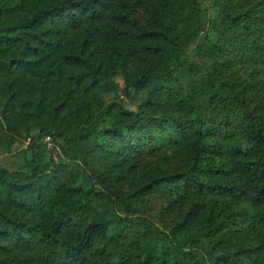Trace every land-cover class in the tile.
Instances as JSON below:
<instances>
[{
	"label": "trees",
	"instance_id": "16d2710c",
	"mask_svg": "<svg viewBox=\"0 0 264 264\" xmlns=\"http://www.w3.org/2000/svg\"><path fill=\"white\" fill-rule=\"evenodd\" d=\"M7 152L0 264H264V0H0Z\"/></svg>",
	"mask_w": 264,
	"mask_h": 264
},
{
	"label": "rangeland",
	"instance_id": "374dc122",
	"mask_svg": "<svg viewBox=\"0 0 264 264\" xmlns=\"http://www.w3.org/2000/svg\"><path fill=\"white\" fill-rule=\"evenodd\" d=\"M125 105H126L127 108L132 109V110H135V108H136L135 105L132 103V101L129 100V99L125 100ZM20 146H21L20 144H16L13 147V150H15L16 148H19ZM13 155H14V153H10V152L1 153L0 154V163L6 164V165H8L10 167H13L14 165L22 162V159H20L18 157L16 158ZM157 215H158V211L154 210V211H152L150 217L152 219H156Z\"/></svg>",
	"mask_w": 264,
	"mask_h": 264
}]
</instances>
